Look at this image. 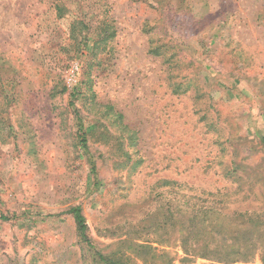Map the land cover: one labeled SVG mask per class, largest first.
Wrapping results in <instances>:
<instances>
[{
    "label": "rangeland",
    "instance_id": "rangeland-1",
    "mask_svg": "<svg viewBox=\"0 0 264 264\" xmlns=\"http://www.w3.org/2000/svg\"><path fill=\"white\" fill-rule=\"evenodd\" d=\"M167 1L0 0V264H264V0Z\"/></svg>",
    "mask_w": 264,
    "mask_h": 264
},
{
    "label": "trees",
    "instance_id": "trees-1",
    "mask_svg": "<svg viewBox=\"0 0 264 264\" xmlns=\"http://www.w3.org/2000/svg\"><path fill=\"white\" fill-rule=\"evenodd\" d=\"M159 7H161L162 9H164V11L167 10V4L168 1L167 0H156ZM180 3V2H179ZM55 9L57 11V16L58 18H64L65 14L67 12V7L65 6V4L63 2H60L58 4H56ZM91 26H90V22H88V18L87 17H83L82 19H76L74 20L73 24H72V33L74 35V38L76 39V41L79 43V45H84L85 47H90L91 46V50H93V48L96 47V42L94 41V38L98 37L101 38L102 37V42L108 41L109 39H113L115 36V31L113 30L110 22H108L107 20L102 23V25L99 26L98 29H96V32H91ZM98 32V33H97ZM92 41L91 45L89 44V42ZM162 46L165 47H169L170 42H164L162 43ZM151 52L155 55H162V47L161 46H156L153 47L151 49ZM71 106L74 107V103L73 101L71 102ZM76 111V116L78 118V128H79V139L82 143V146L84 147V149L88 148V140H87V131H86V127L87 125L83 122V120L81 119V117L78 115L77 110ZM95 170H93L94 172ZM97 179V178H96ZM174 182L172 181H168L165 182V186H168L170 184H173ZM94 186L97 188L98 184L97 182L94 183ZM171 202L170 200H168V198L166 199V204L165 207L166 208V212H165V221L163 222L165 225V227L172 222V217H173V212L172 209L169 207ZM70 213L73 215L74 220L76 222L77 225V229L78 232L80 234L81 239L87 243L89 245V247L91 249H94V247L91 244V241L88 237V226L86 223V218L83 215V211L81 207H74L70 210ZM262 215H260L259 213H253V214H242V217H244L247 221L249 222H255L259 217H261ZM0 219L7 221L10 218H8L7 216L4 215H0ZM206 221H204L205 223ZM95 260L97 264H124L121 261L118 260H114L113 258L106 256L104 254H102L101 252L96 251L95 252ZM263 262H264V257H263Z\"/></svg>",
    "mask_w": 264,
    "mask_h": 264
}]
</instances>
